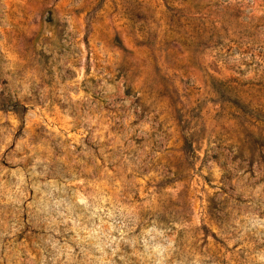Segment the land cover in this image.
<instances>
[{
    "label": "rangeland",
    "instance_id": "1",
    "mask_svg": "<svg viewBox=\"0 0 264 264\" xmlns=\"http://www.w3.org/2000/svg\"><path fill=\"white\" fill-rule=\"evenodd\" d=\"M0 264H264V0H0Z\"/></svg>",
    "mask_w": 264,
    "mask_h": 264
}]
</instances>
